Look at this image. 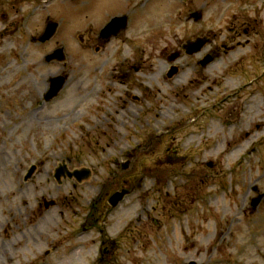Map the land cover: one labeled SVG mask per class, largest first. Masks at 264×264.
<instances>
[{
  "label": "rangeland",
  "instance_id": "obj_1",
  "mask_svg": "<svg viewBox=\"0 0 264 264\" xmlns=\"http://www.w3.org/2000/svg\"><path fill=\"white\" fill-rule=\"evenodd\" d=\"M90 1L0 0V264H264V0Z\"/></svg>",
  "mask_w": 264,
  "mask_h": 264
},
{
  "label": "water",
  "instance_id": "obj_2",
  "mask_svg": "<svg viewBox=\"0 0 264 264\" xmlns=\"http://www.w3.org/2000/svg\"><path fill=\"white\" fill-rule=\"evenodd\" d=\"M193 16L195 17L194 19L197 20L200 15L198 14H193ZM119 21H123V19L119 20L118 17L114 18L107 26L106 28L102 31L103 32H106V31H109L112 27H114L117 23H119ZM56 27H57V23L54 22V21H48L47 22V25L44 29V32L43 34H41V36L37 39L38 41H45L47 39H49L56 31ZM205 43V39L204 38H201V37H198L196 38L195 40H187L185 42V44L182 45V48L185 50L186 53H194V52H197L198 50H200V48L204 45ZM62 55V56H61ZM61 56V57H60ZM62 58L63 57V53H62V48L59 49V51H57L56 53H54V56H52V54L48 55L46 57V60H50L52 58ZM208 58H205L204 61H202V63L204 64L206 61L208 62ZM171 75V73H170ZM64 83V77H57V78H54L52 80V84H51V88L49 90V92L46 94V99H50L51 97H53L54 95L57 94L58 90L62 87ZM34 169V166H32L27 174V176H29L32 171ZM61 171V172H60ZM64 171H67L66 170V166L63 164L59 167V169H57L56 171V177L58 178L59 175L62 174V172ZM90 174L89 170H87L86 168H83V169H76V170H73L72 172L70 171H67V175L69 177L71 176H75L79 181L82 180L83 178H86L88 175ZM128 191L122 189L120 191H117L115 192L109 199V203L111 204V206H115L124 196V194H126ZM257 202V199L254 201V204ZM189 264H196L194 262H191Z\"/></svg>",
  "mask_w": 264,
  "mask_h": 264
},
{
  "label": "flooded vegetation",
  "instance_id": "obj_3",
  "mask_svg": "<svg viewBox=\"0 0 264 264\" xmlns=\"http://www.w3.org/2000/svg\"><path fill=\"white\" fill-rule=\"evenodd\" d=\"M93 5H94L93 0H91L90 1V5H87V8L86 9H88V10L91 11ZM121 11H123V12H121ZM121 11L117 15H126L127 16V19H126L127 26H129L130 24H132V22H133V17L132 16L133 15H131V11L124 10V8H122ZM110 19L111 18H109V17L106 18L104 20L105 23L102 24L99 27V29L95 32V35L92 36L95 39V41H96V45H99V44L105 45V41H107V40L109 41L110 39L116 38V37H118L122 33V32H119L116 36L111 37V38H107L105 34L100 35L101 29L107 24V22ZM122 31H126V28H125V30H122ZM85 34H86L85 38L87 40H91V35L89 34V31H86ZM81 40H82V38H81ZM101 48H103V47H101ZM210 58H211V61H212L214 59V56L211 55ZM136 69H137V67H136ZM104 243L105 242L103 241V243L99 247V257H98V259H99L100 262H106V261L108 262L109 259L112 257V255H111L112 253L111 252H113V251L110 249L109 246L104 245ZM113 254H114V252H113Z\"/></svg>",
  "mask_w": 264,
  "mask_h": 264
},
{
  "label": "bare ground",
  "instance_id": "obj_4",
  "mask_svg": "<svg viewBox=\"0 0 264 264\" xmlns=\"http://www.w3.org/2000/svg\"><path fill=\"white\" fill-rule=\"evenodd\" d=\"M3 75H4V73L1 74V72H0V87L3 85V83L1 82V78L4 77ZM28 112H29L30 114H34V113L36 114V113H37L36 110L33 109V108H30Z\"/></svg>",
  "mask_w": 264,
  "mask_h": 264
}]
</instances>
